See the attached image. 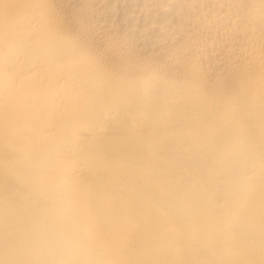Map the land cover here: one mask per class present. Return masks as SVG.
Returning a JSON list of instances; mask_svg holds the SVG:
<instances>
[{"label":"bare ground","instance_id":"bare-ground-1","mask_svg":"<svg viewBox=\"0 0 264 264\" xmlns=\"http://www.w3.org/2000/svg\"><path fill=\"white\" fill-rule=\"evenodd\" d=\"M0 264H264V0H0Z\"/></svg>","mask_w":264,"mask_h":264}]
</instances>
